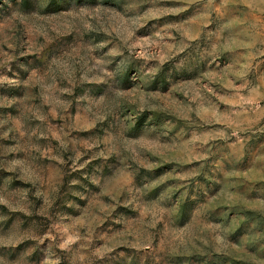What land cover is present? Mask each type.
Listing matches in <instances>:
<instances>
[{
  "label": "rangeland",
  "instance_id": "rangeland-1",
  "mask_svg": "<svg viewBox=\"0 0 264 264\" xmlns=\"http://www.w3.org/2000/svg\"><path fill=\"white\" fill-rule=\"evenodd\" d=\"M0 264H264V0H0Z\"/></svg>",
  "mask_w": 264,
  "mask_h": 264
}]
</instances>
